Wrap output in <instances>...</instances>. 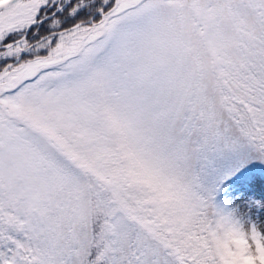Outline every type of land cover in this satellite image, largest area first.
Listing matches in <instances>:
<instances>
[{"label": "snow or ice", "instance_id": "6c2138e0", "mask_svg": "<svg viewBox=\"0 0 264 264\" xmlns=\"http://www.w3.org/2000/svg\"><path fill=\"white\" fill-rule=\"evenodd\" d=\"M251 160L264 0H0V264H264Z\"/></svg>", "mask_w": 264, "mask_h": 264}, {"label": "rangeland", "instance_id": "374dc122", "mask_svg": "<svg viewBox=\"0 0 264 264\" xmlns=\"http://www.w3.org/2000/svg\"><path fill=\"white\" fill-rule=\"evenodd\" d=\"M248 163L253 167L254 171L256 172L257 175H260V178L262 181H264V174H261V169H264V164H261L260 161H257V160H251V161H248ZM244 163H241L240 164V167H244ZM242 193H237L236 194V197H228V199H238L239 196L241 195ZM250 199H252L250 197ZM253 218L251 216L247 217L246 218V225H247V222H250ZM262 227H264V224H261Z\"/></svg>", "mask_w": 264, "mask_h": 264}]
</instances>
